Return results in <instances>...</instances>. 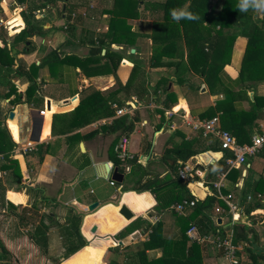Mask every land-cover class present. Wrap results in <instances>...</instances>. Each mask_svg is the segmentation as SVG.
I'll use <instances>...</instances> for the list:
<instances>
[{
	"label": "crops",
	"instance_id": "crops-1",
	"mask_svg": "<svg viewBox=\"0 0 264 264\" xmlns=\"http://www.w3.org/2000/svg\"><path fill=\"white\" fill-rule=\"evenodd\" d=\"M15 4V0H0V127L5 130V138L16 143L9 158H15L18 162L16 168L0 152V177L5 187V198L16 205L12 208L7 202L0 206V264H52L55 258L60 259V264H68L76 253L82 251V264H109L111 260L118 264H144L147 260L162 256V236L176 241L177 246L173 245L169 249L180 257H185L188 247L196 242L199 245L197 254L201 264H233L224 249L211 241L198 242L188 235L186 242L182 240L181 219L189 218L193 208L179 213L172 207L173 203L169 208L158 211L155 209L157 199L151 191L138 192L124 188L141 174L129 159L137 158L142 169L148 171L150 176L164 178L173 173V161L165 160L163 155L167 148L182 142L193 144L200 153L207 152L213 165L208 171L213 170L214 181L220 180L225 174L221 191L224 195H230L228 201L236 206V210L230 209L227 202L220 198L229 208L226 210L219 205L212 212L214 222L222 228L220 232H233L235 237L236 222L243 224L244 228L251 226L258 232L260 245H264V195L261 192L262 197H256L258 192L254 189L258 181H264V148L247 155L246 173L243 175L242 168H237L240 172L228 169L226 158L230 157L228 154L232 151L223 150L218 137L215 134H205L204 129L198 125L207 119L206 114L216 112L217 101L225 97V89L229 90L232 98L227 103L232 110H250L254 96H264V39L252 42L232 29V33L236 32V35L228 42L227 36L210 27L218 34L212 60L223 66L219 84L215 87L218 89L216 92H212L203 75L190 66L188 61V68L180 71V80L175 74L174 65L161 67L149 64L153 55V42L147 35L154 30L149 18L140 19L138 25L131 27L145 37H133L134 43H113L111 48L119 50L123 55L116 71L123 84L129 80L134 63H139L145 67L149 91L153 92L160 87L149 101L141 99L133 90H121L118 93L121 102L114 103L123 106L137 100L138 106L134 113L138 111L141 119L124 136L129 140L128 157L121 159L124 171L118 166L124 173V181L111 183L113 180L106 177L105 165L117 166L114 162V155H117L115 147L124 137L117 139L118 132H110V129L103 126H109L114 118L121 116L114 114L79 127H72L68 121L72 117V111L86 94L94 90L116 88V76L102 68L89 69L85 66L84 70L74 65L73 58H67L64 63L41 64L52 49L58 46H61L65 55H88L90 44H77L74 41L89 42L99 39L107 31L110 19H103L102 25L96 26L97 31L92 29L93 26H81L79 33L77 28L70 33L65 29V36L54 37L53 34L51 37H41V30H38L39 32L23 39L16 36L27 25L28 20L34 21L31 17L33 13L27 11L30 6L33 8L34 3L33 0H25ZM39 6L41 3L37 7ZM81 6L75 12L85 19L88 15L82 14ZM48 14L53 15L54 21L60 18L65 21V14L61 17L58 15V5L52 4L48 8ZM39 15L47 17L44 12ZM43 23L48 25L46 29L49 30L51 23L47 21L39 24ZM204 24L208 25L206 22ZM180 35L182 37H171L177 44L167 55L164 54V62L177 60L183 51L186 53V42L189 40L203 38L184 37L182 32ZM67 39L72 42L63 44ZM3 43L8 44L9 54L3 48ZM257 44L259 46H255ZM11 57H15V63ZM103 62L104 60L101 61ZM249 64L252 66L242 71L244 65ZM169 79L168 88L175 91L178 100L171 108L164 107L162 114L158 109H163V99L159 103L155 98ZM32 83L36 84V93L42 94V103L25 101ZM202 87L206 89L202 91ZM47 100L50 101V109L47 108ZM103 102L105 101L101 100L102 104ZM11 111L14 112L13 117H10ZM134 113L128 114L129 118ZM261 113L256 122L261 135H264V107ZM215 114L218 117L217 127L225 129L220 114ZM226 128L229 129L228 125ZM253 136L246 129H242L237 135L244 143H248ZM33 140L37 142V147L29 151L21 149L22 145L32 143ZM149 141L151 150L147 154L143 152V148ZM14 154L17 156L13 157ZM201 163L203 164L202 161ZM205 178L188 185L190 191L194 190L200 199L210 193ZM107 183L117 186L116 191L110 190ZM132 192V196H128ZM118 194H121V202H126L138 217H145L151 224L147 226L135 223L134 231H139L137 237L131 236L134 231L121 239L115 237L121 229L138 218L132 222L126 219L123 223L116 220L117 217H122L118 212L119 206L110 203L84 215L91 202H105ZM1 196L2 189L0 200ZM256 201L254 209L247 213L248 207ZM78 215L80 221L77 227L85 242L75 252L68 253L81 241L74 224H77ZM218 217H222V224L217 222ZM103 220L108 224L105 225ZM94 225H97L96 231H92ZM197 225L202 233L211 236L216 234L213 228L203 230L200 224ZM157 227L161 237H157L154 242L151 236L155 231L159 232H153V228ZM241 229L242 225L239 226V230ZM148 241H151L150 246H146ZM235 244L239 247V264H248L249 256L243 250L246 241L239 239ZM74 262L73 264H81L75 260Z\"/></svg>",
	"mask_w": 264,
	"mask_h": 264
},
{
	"label": "trees",
	"instance_id": "trees-1",
	"mask_svg": "<svg viewBox=\"0 0 264 264\" xmlns=\"http://www.w3.org/2000/svg\"><path fill=\"white\" fill-rule=\"evenodd\" d=\"M18 3H22L25 0H15ZM58 0H40L41 7H50L53 3H56ZM190 1L189 6L186 9H180L179 11H187L190 13H197L204 17V19L208 21H216L218 24L223 27H231L235 31H238L240 34L248 37L250 41L258 39H264V26L259 23L254 16L253 9L249 8L248 11L242 12L240 11L239 4L240 0H229L226 5H224V9L221 12L220 16L213 19L211 14H208L207 11L202 10L199 5L195 2V0H166V1H155L152 3H148L143 10L149 11H160L162 10L164 13L163 21L160 24L154 25V30L151 33L152 38V50L153 55L149 59V64L151 66H171L174 65L176 68V76L178 80L181 78V70L185 67L188 68L187 61L190 66L194 67L199 71L204 77V81L209 85L212 92H216L218 89H215L216 85L219 84L220 80V72L223 70V66L221 63H217L212 60V55L215 50L218 41V34L211 31V29L207 26L199 24L197 29H195V21L189 20L187 18L179 19V22L173 19L171 15V11L175 10L176 3H180L181 5ZM204 2V1H203ZM139 0H122L121 5V15L122 17L114 18L110 21L107 31L97 40L84 42V41H74V43H82V44H90V51L88 55L78 56V55H65L62 53L61 46L53 48L49 55L41 61V64H58L64 63L67 58H73L74 65L78 67H82L85 70V66L89 69L102 68L106 72L113 73L117 78V87L111 88L109 90L100 91L94 90L89 94H86L82 97L79 105L72 111V117L68 121L72 127L74 126H84L94 120L101 119L108 116H113L115 114V108L112 106L114 102H121L120 98H118V93L121 90H125L129 92L131 90L135 91L137 95L141 99L150 100L157 92V88L150 92L146 85V71L145 67H143L139 63H134L132 68L129 80L123 84L120 79L117 77V68L123 59V55L119 50H115L111 48L113 43H134V34L135 32L132 30V26L126 22L125 17L135 18L140 14V9L138 8ZM77 3H71L68 0H64L63 6L61 9H58V15L61 17L63 14L66 21L64 22V28L68 33L75 30L77 24L83 23L84 19L82 16L75 12L78 6ZM178 6V5H177ZM176 6V8H177ZM73 13H76L74 16ZM17 20V19H16ZM172 22V23H171ZM175 22V23H174ZM171 23V24H170ZM42 24L34 22L32 20L27 21V25L18 33L16 37L18 38H26L32 33H35L36 30H40L42 28ZM192 31L193 34L190 35L189 32ZM181 32H186V37H203L199 39H193L186 42V53L183 51L177 60H171L164 62V54H168L171 48L176 47L175 39H171V37L180 36ZM179 33V34H178ZM188 33V34H187ZM235 33H227L228 42L231 37H235ZM225 36V35H224ZM71 40L67 39L63 44L70 43ZM62 44V45H63ZM99 44V45H96ZM230 44V43H229ZM5 51L9 54L10 48L8 49V44L3 43ZM259 46V44L255 45ZM103 49L105 51L103 52ZM187 55V56H186ZM12 56V55H11ZM187 57V60L185 59ZM13 63H15V57L10 58ZM104 60L103 63L101 61ZM252 65H244L242 71ZM87 68V69H88ZM89 73V70H86ZM29 78L30 75L26 74ZM164 80V79H163ZM167 83L160 89V93L158 97L155 99L159 102L160 99H163L161 106L163 109H158L160 113H164L165 108H171L173 104H175L178 100V97L175 91L171 88H168ZM14 86V85H13ZM36 84L32 83L27 90V99L26 102H35L42 103L43 97L42 94L36 93ZM36 93V94H35ZM231 97L229 95V90L225 89V97L219 99L216 104V112L220 114V118L222 124L225 129L230 130L236 137L242 129H246L250 136H253L254 133L261 135V131L259 129V125L256 120L262 114V109L264 107V96L255 95L254 100L251 102L252 106L250 110L245 109H230L227 105L229 101H231ZM101 100H104L103 104ZM99 102V103H98ZM97 103V104H96ZM160 103V102H159ZM177 107H180L177 106ZM216 112H212L211 114H206L207 119L214 117ZM141 119L138 111L134 113V116L129 118L128 114L116 117L112 120L109 126H103V128L110 129V132H118L117 139H122L124 136L128 135L134 128L135 122ZM15 138L17 139L16 132L13 130ZM240 143H244L240 141ZM252 138L248 141L250 143ZM16 143L9 139L5 138V130L0 127V152L4 154L6 158H9V155L14 150ZM264 148V144H263ZM151 150V141L147 142V144L143 148L144 153H150ZM228 151L227 149H223ZM200 151L191 143L182 142L180 144H174L172 147L167 148L163 158L165 160L171 159L173 163L171 164V168L173 169V173L165 176L164 178H159L155 175L150 176V173L144 169H142L141 165L138 163L137 158L133 157L129 159V162L134 163L136 165V169L140 171V175L138 178L133 181L130 185H125V189H132L138 192H142L145 190L151 191L156 199L157 204L155 205V209L158 211H163L166 208H169L173 203L181 201L183 198H191L193 195L188 187V181L183 180L179 175V169L185 161L195 159ZM17 156L14 154L13 157ZM228 156H233V153H229ZM10 163L15 164L17 168V160L15 158H9ZM114 162L117 166L120 167L122 171H124V162L120 157L114 155ZM234 170L237 168H233ZM232 169V170H233ZM238 170V169H237ZM240 172V170H238ZM213 170L208 171V175L205 178V184L209 187L210 193H208L205 198H198L192 212L189 215V218L181 219L182 223V240L186 242L188 239L186 231L190 226V222L200 224V227L204 229H214L216 231L222 230L220 225H217L213 218L212 212L215 210L217 206H222L226 210H228V206L226 203L219 198L216 187L213 185ZM258 181L256 185H254V189L256 192H262L264 195V181L260 183ZM0 189H2V198L0 200V206H4L7 204V200L5 198V187L2 185L1 177H0ZM246 190V188H245ZM243 190V192H245ZM12 208H15L16 205L12 202H8ZM257 201L252 203L248 209L247 213H250L252 209L256 206ZM75 228L78 233V237L81 240L78 245L73 247L68 253L75 252L84 244V239L82 238L79 230H78V222L80 221V216H77ZM135 223H144L147 226H150L149 220L145 217H138L133 223L126 225L123 229H121L117 234L116 238L121 239L124 236L130 234L134 231ZM242 225V229L239 230V226ZM236 222V232L234 241L237 243L239 239H243L246 241L244 245V251L248 254L250 262L248 264H261L260 260L264 259V245H260L259 243V235L258 232L253 229L251 226H247L244 228L243 224ZM155 230L159 231V227L153 228V232ZM161 237L160 231L156 233V231L152 234L151 240L155 242L156 238ZM163 242V254L160 257L153 258L147 260L144 264H201L200 256L197 254V250L199 249V245L194 242L192 246L188 247V254L185 257H180L175 255L172 252L173 245L177 246L176 241L171 237L162 236ZM151 241L146 243V246H150ZM171 247V249H169ZM168 249V250H167ZM92 252V250H90ZM91 255V254H90ZM100 254V258H101ZM52 264H60V259H53ZM68 264H73L69 262ZM109 264H118L117 261L111 260Z\"/></svg>",
	"mask_w": 264,
	"mask_h": 264
},
{
	"label": "built area",
	"instance_id": "built-area-1",
	"mask_svg": "<svg viewBox=\"0 0 264 264\" xmlns=\"http://www.w3.org/2000/svg\"><path fill=\"white\" fill-rule=\"evenodd\" d=\"M82 14L86 15L87 12H82ZM73 15L75 16L76 13H73ZM137 106V100L136 102L132 101L130 103H126L123 106H119L117 103H113V107L115 108V114L117 116L133 114L135 109H137ZM217 124V116H214L210 119H206L198 123V125H200L204 129L205 134H215L218 137L222 149L232 151L233 156L226 158L228 169L231 170L233 168H242L243 175H245L247 155L254 154L263 147L264 135L256 134L253 136L252 141L250 143H240L237 137L230 130L217 127ZM35 141L33 140L32 143L22 145L21 149L23 151H29L34 149L38 146L37 142ZM128 142V138L124 137L115 147L117 155L123 160L128 157ZM206 169V166L201 163L200 158L196 156L195 159L185 161L182 164L181 168L179 169V175L183 180L188 181L189 185L191 184V182L202 179L205 176ZM224 176L225 174H223L220 180L214 181L213 185L218 190L219 198L225 200L230 209L236 210V206L228 201L230 195H224L221 191L223 187L222 179ZM111 183H114V181H111ZM191 194L193 195V197L183 198L181 201L175 203L172 207L179 213H184L186 210L192 209L198 199V196L194 190H191ZM256 197L261 198L262 193H256ZM217 210H219V208H217ZM186 234L189 238L198 242L211 241L215 243L218 247L224 249L226 256L231 260L233 264H239V259L237 256L239 247L234 242L233 232H227L224 234L220 231H216V234H213V236H211L208 233H202L196 223H191L186 231Z\"/></svg>",
	"mask_w": 264,
	"mask_h": 264
},
{
	"label": "rangeland",
	"instance_id": "rangeland-1",
	"mask_svg": "<svg viewBox=\"0 0 264 264\" xmlns=\"http://www.w3.org/2000/svg\"><path fill=\"white\" fill-rule=\"evenodd\" d=\"M68 1L71 2V3H74V4L77 3L78 6L82 5L80 7L81 11L82 12H87L86 15H88L84 19L85 22L83 21L82 24H77L76 25L78 33H79L80 29H81V26H86V27H92L93 26L92 29L96 30V26H101L102 25L103 19H110V21H111L114 18H118V17L121 18L122 17V15H121V12H122V9H121L122 0H68ZM155 1H166V0H143L141 6H146L148 3H152V2H155ZM63 2H64V0H58L56 3H53V4H55L56 6L58 5V9H61V7L63 6ZM33 3H34L35 8H34V6H33V8H32V6H30L29 9L27 10L29 13H33V15H31V17L34 18L33 20L35 22H37V23L47 22V21H49L51 23V27H50L49 30L45 29L43 27L44 26L43 24H46V23L42 24L43 26L40 29L41 30L40 31L41 32L40 36L41 37H51V36H53V34H54V37L65 36L66 33H67L65 31V28H64V22L66 21V19H65V21H63L60 18V19H56L54 21V19H52L53 15L52 14L51 15L48 14V8L49 7L48 8L47 7H41V6L37 7L39 5V3H40V0H33ZM15 5H18V2H16ZM176 6H177V8H176ZM176 6H175L174 9L177 10V12H179L180 9L185 8L187 6V3H184L182 5L180 3H176ZM78 9H79V7H78ZM88 9H90V10H88ZM34 10H35V13L33 12ZM252 11H254V10H252ZM42 12L47 14V17H42L41 15H39ZM104 14H107V16H104ZM192 14L195 17H197L196 19H189L191 21L192 20L195 21L194 22L195 26H196L195 29H197L199 24H202V25L205 26L204 22H206L208 24V25L207 24L206 25L209 28L210 27L216 28L217 25H218V23L216 21H208V20L204 19V17H201V15H198L197 13H192ZM123 17H125L126 22L128 24H130L131 26L138 25L140 23V21H141L140 19H144V18H149L150 19V21H149L150 23H152L153 25H156V24L158 25V24H160L163 21L164 13H163L162 10H160V11H149V10L141 9L140 10V14H139L138 17H135V18H131V17L128 18L127 16H123ZM178 22H179V20H178ZM259 23L264 26V22L263 23L259 22ZM179 24H180V22H179ZM180 25H182V24H180ZM36 31H38V30H36ZM96 31H94V32H96ZM223 32H224V34H222V35L226 36V33H227L226 29ZM97 33H100V31L97 32ZM132 33H135L134 37H142V36L145 37L144 35H141L138 32H132ZM182 33L184 34V37H186V35H185L186 32H182ZM80 34H78V36ZM189 34L192 35L193 32L190 31ZM150 36H151V33H149L147 35V37H150ZM178 37H182V36L180 35ZM108 183H107V186L109 187V189L113 190V191H116L117 186L110 185ZM90 188H91V186H90ZM90 188H89V190H90ZM88 194H90V192H88ZM132 194H133V192L128 194V196H132ZM124 203H126V202H124ZM89 220L91 222V219H89ZM116 220H120V222L123 223L124 221H126V218L124 216H122L121 218L117 217ZM103 223L105 225L108 224L105 220H103ZM122 223H121V225H122ZM83 254H84V251L76 253L71 262L73 263L74 260H75V261H77V262L82 264V261H83L82 257H84V256H82Z\"/></svg>",
	"mask_w": 264,
	"mask_h": 264
},
{
	"label": "water",
	"instance_id": "water-1",
	"mask_svg": "<svg viewBox=\"0 0 264 264\" xmlns=\"http://www.w3.org/2000/svg\"><path fill=\"white\" fill-rule=\"evenodd\" d=\"M47 24H44V28L46 29L47 28ZM39 32V31H37ZM206 88L205 87H202L201 90L204 91ZM64 102L66 103L67 102V99L64 100ZM47 108L50 109V101L47 100ZM14 115V112L11 111L10 113V117H13ZM36 141L38 140V137H36L35 139ZM156 154H153V156H155ZM198 157L200 158V160L203 162L204 165H206V173L205 175L207 174L208 170L212 168V163H210V156L207 154V152H201L198 154ZM109 165V164H108ZM107 164L105 165L106 167V172H107V178H111V180H113L114 182H117V183H123L124 181V173L121 172L119 170V167L118 166H115V167H110L108 166ZM205 178V176L203 177ZM120 196L121 194H118L116 195L115 197H112L110 198L109 200L105 201V202H101L100 200H95L93 202H91L88 206H87V209H86V212H84V215H86L87 213L89 212H92L94 210H97L99 208H102L104 206H106L107 204H113V205H116V206H119V209H118V212L124 216L126 219L129 220V222H132L135 218L138 217V215H136V213L124 202H121V199H120ZM222 217H218L217 218V222L219 224H222ZM96 227L97 225H94L93 228H92V231H96ZM139 235V231H134L131 236L132 237H137ZM88 242V241H87ZM65 257H63L64 259ZM260 263L261 264H264V259H261L260 260ZM101 264H104V263H101Z\"/></svg>",
	"mask_w": 264,
	"mask_h": 264
},
{
	"label": "flooded vegetation",
	"instance_id": "flooded-vegetation-1",
	"mask_svg": "<svg viewBox=\"0 0 264 264\" xmlns=\"http://www.w3.org/2000/svg\"><path fill=\"white\" fill-rule=\"evenodd\" d=\"M142 1L143 0H139L138 8L140 10L145 7V6H141ZM228 1L229 0H195V2L199 5L200 8H202V10L207 11L208 14L212 15L214 20H216V18H218L220 16L221 12L225 8L224 5H226ZM189 4H190V1H188L187 6L185 8H182V9H186L189 6ZM253 12H254L255 18L257 20H259V22L263 23L264 22V12H257L255 10ZM215 29L217 30V32L221 31V35L224 34L223 31L225 29H226L227 33L228 32L232 33V31L234 30L231 27H223L220 24H218Z\"/></svg>",
	"mask_w": 264,
	"mask_h": 264
},
{
	"label": "clouds",
	"instance_id": "clouds-1",
	"mask_svg": "<svg viewBox=\"0 0 264 264\" xmlns=\"http://www.w3.org/2000/svg\"><path fill=\"white\" fill-rule=\"evenodd\" d=\"M240 11L246 12L249 10V8L257 11V12H264V0H240L239 4ZM171 15L173 19L179 20L181 18H187V19H196L192 13L187 11H179L172 10Z\"/></svg>",
	"mask_w": 264,
	"mask_h": 264
}]
</instances>
